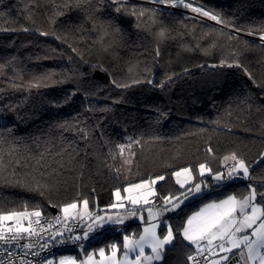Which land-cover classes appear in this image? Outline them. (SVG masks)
<instances>
[{"label": "trees", "instance_id": "trees-1", "mask_svg": "<svg viewBox=\"0 0 264 264\" xmlns=\"http://www.w3.org/2000/svg\"><path fill=\"white\" fill-rule=\"evenodd\" d=\"M191 1L241 33L264 26V0ZM163 27L175 39L161 44L154 36ZM222 60L241 66H220ZM132 64L135 76L127 72ZM168 75L172 80L158 87ZM141 76L153 84L112 83ZM263 98L264 44L180 10L132 0H0V215H51L85 199L90 209L102 207L116 189L163 175L155 186L160 206L161 197L186 190L173 171L190 167L209 192L166 215L176 239L157 263L190 264L194 248L180 234L189 214L209 200L242 197L249 184L264 192ZM233 152L253 180L199 175L201 163L224 172L222 160ZM256 202L264 207V196ZM133 228L141 229L130 222L124 232ZM111 243L122 247L121 233L91 247Z\"/></svg>", "mask_w": 264, "mask_h": 264}, {"label": "snow or ice", "instance_id": "snow-or-ice-1", "mask_svg": "<svg viewBox=\"0 0 264 264\" xmlns=\"http://www.w3.org/2000/svg\"><path fill=\"white\" fill-rule=\"evenodd\" d=\"M153 2L171 7H178L182 5L184 8L190 9L194 13H198L200 16L207 17L209 20L215 21L216 24L231 27L233 31H241L240 29H236L234 26L229 25L228 22L221 19L218 14L205 10L201 7H193L191 3H187L185 0H153ZM111 3L118 4L120 3V0H111ZM115 11L119 13L122 9L120 7H116ZM131 14L136 15L135 12H132ZM144 14V11L139 13L140 16H143ZM137 27H139V25H137ZM28 30L29 29L26 27L23 29V31ZM159 30H163L167 34L164 43L175 39V37L170 34V29L167 27H163ZM213 31L216 30L214 29ZM40 35L46 36L49 35V33L42 31L40 32ZM247 35H256L262 44H264V26L256 29H249ZM57 38L59 39V37ZM228 39L232 40L236 39V37L229 35ZM209 46L215 47V43L210 42ZM154 50L155 60L158 64L159 57L161 55L160 43L155 45ZM189 51H191V49H189ZM206 51L207 50L205 49V52ZM225 65L227 67L241 66L238 62L233 64L222 60L220 66ZM212 67H216V65H212ZM102 71L107 70L102 69ZM142 71H147V69H142ZM171 80L172 76L168 75L165 80L161 81L158 87L163 88L165 84ZM144 82H147L150 85L153 84L152 79H147L145 81L143 76L127 80L123 83H118L115 78H112V83L118 88H129L132 85H138ZM60 83H63V81H60ZM32 86L39 87L40 85L34 84ZM74 94L75 93H73V95ZM101 110L107 111V109ZM60 127L70 130V126L68 124H61ZM137 143H139V141H137ZM119 147L121 153H123L125 146L120 145ZM207 151L212 153L211 147H209ZM261 159L264 160V154L261 155ZM224 160H231L233 162L226 174L223 172L213 173L212 169L206 163H201L198 168L199 175L203 177L207 173L217 182L233 179H254L250 173V166L235 152L229 156H225ZM0 164H2V160H0ZM172 175L176 177V183L179 184L181 188H186V190L181 193L180 196L168 195L161 197L160 199L162 203L160 206L147 207V222L146 226L143 228V233L139 235L138 239L127 235L124 236L123 248L125 251L124 259L122 261L115 259L118 251L117 245H110L112 256L108 259L112 261V264H152L153 261H159L162 259L165 246L171 245L176 239V234L174 233L172 226L162 220V217L165 213L173 212L179 209L184 203V200L188 199L189 194L195 195L200 193L202 191V182H194L193 170L190 167H185L179 171H175ZM164 179L165 177L161 175L147 181L130 184L128 187L123 189V191L127 193V196H122L121 191L117 189L114 193L117 202L112 204L111 207L114 209H123L126 207L124 203L126 200L128 204L132 205V208L127 210V215H117L115 217L111 215H95L88 211V201L86 199L82 201L83 211L78 210L79 206L76 202L63 205L60 208V211L63 213L65 221L90 220L91 223L87 225V228L83 231L82 235L71 234L73 233V228L66 224L65 228L70 233L69 236L64 237V232L61 231L53 233L51 238L56 240L57 237H64L63 239L57 240V243L63 244L71 242L75 244L81 240H88L89 234L94 232L97 227L103 228L105 224L122 225L129 217L137 216L138 212L144 211L145 209L143 206L154 204V200L152 198L157 196V192L153 186ZM186 185L190 186L186 187ZM203 186L207 187V185ZM247 187L249 191L242 198L230 195L226 199L219 202L206 204L198 212L187 218L180 234L182 235L183 240L193 245L196 250L195 255L188 256V260L192 261L193 264H196V257L205 251V248L201 246L204 242H206L208 246L207 250L210 253L216 248H218L220 252L226 254H231L234 249H239L237 254L240 257L242 264H257V262L258 264H264V207L255 203L257 195L264 196V192L257 193L256 186L253 184H249ZM181 197H183V199ZM33 216L39 218L41 216V212L36 210L31 213L25 211L20 213L13 212L8 215H0V240L7 242L2 222L8 220H16L15 234L11 237L12 239L19 238L22 233H27L29 236L35 234L32 227L33 222L30 220V217ZM25 218L29 219L27 226H24L22 223V220ZM56 219L59 221L60 218L57 217ZM139 219L144 221L145 218L143 215H139ZM35 223L39 224L40 220L37 219ZM161 224H164L166 227V231L163 233H159L157 231L161 227ZM249 229L251 230L250 233L248 232ZM6 231L13 232V228L9 227ZM215 241H219L220 243L215 244ZM26 247L30 248L31 245H26ZM80 247H83V245H80ZM146 247L151 249L150 255L145 254ZM129 253H136L135 258L131 259L129 257ZM98 254L101 257L100 262L94 261L93 255L88 254L87 258L84 261H81L80 264H102V261L105 259V249L100 248ZM221 259L227 261L229 259V255H224ZM44 264H54V262L49 259L46 260ZM58 264H77V260L70 256L61 257ZM213 264H218V262H213Z\"/></svg>", "mask_w": 264, "mask_h": 264}, {"label": "built area", "instance_id": "built-area-1", "mask_svg": "<svg viewBox=\"0 0 264 264\" xmlns=\"http://www.w3.org/2000/svg\"><path fill=\"white\" fill-rule=\"evenodd\" d=\"M34 210L27 211L29 213ZM94 214V211L91 210ZM59 217V221L56 219ZM39 219L40 223L36 224L35 221ZM33 222L32 227L35 234L29 236L27 233L20 234L19 238L12 239L11 237L15 234L13 232L4 231V235L7 238V242L0 240V264H44V262L53 256H56L65 252L80 251L104 236H114L119 232H123L126 229L125 225H112L104 228H96L94 232L89 234L88 240H81L75 244L71 242L57 243V240L63 239L70 235L66 230L65 225H69L73 228V233L82 235L86 229L85 221H65L63 213L60 210H56L55 214L45 215L41 213L39 218L30 217ZM29 219L25 218L24 226H27ZM43 229V230H42ZM64 232V237H57L53 240L51 237L53 233ZM31 245V247H26ZM46 245V246H45ZM83 245V247H80ZM205 248V251L196 257V264H210V255L207 251L205 244L201 245ZM196 250L192 251L190 255H195ZM193 264L192 261H189Z\"/></svg>", "mask_w": 264, "mask_h": 264}, {"label": "rangeland", "instance_id": "rangeland-1", "mask_svg": "<svg viewBox=\"0 0 264 264\" xmlns=\"http://www.w3.org/2000/svg\"><path fill=\"white\" fill-rule=\"evenodd\" d=\"M132 1H138V2H142V3H146V4H152V5H156V6H160V7H166V8H173V9H176V10H180V11H182L183 13H185V14H187V15H191V16H193V17H196V18H199V19H202V20H204V21H209V22H212L213 24H215V25H217V26H220V27H222V28H224V29H226L227 31H229V32H231V33H235V34H240L241 36H245V37H248V38H251V39H255L256 41H259V42H261L259 39H258V37L256 36V35H252V36H249V35H247V34H244V33H241V32H237V31H233L232 29H227V28H225V27H223V25H220V24H216L215 23V21H212V20H209L207 17H203V16H200L198 13H194V12H192L190 9H186V8H184L182 5H180V6H178V7H171V6H165V5H161V4H158V3H155V2H153V0H132ZM185 2H187V3H191L192 4V6L193 7H201V6H199V5H195L191 0H185ZM201 8H203V7H201ZM203 9H205V10H207L206 8H203ZM229 156V155H228ZM222 163H223V165H227L226 166V170L223 172V173H227L228 172V169L231 167V165H232V161L231 160H228V161H225L224 160V158H223V160H222ZM181 169H183V168H179V169H177V170H175V171H179V170H181ZM175 171H173V173L175 172ZM172 173V174H173ZM172 177H173V179H174V181H175V183H176V177H174L173 175H172ZM193 177H194V175H193ZM153 178H155V177H151V178H148L147 180H150V179H153ZM183 179V178H182ZM147 180H142V181H147ZM195 180V179H194ZM214 180V179H213ZM142 181H139V182H135V183H140V182H142ZM215 181V180H214ZM200 182H202V181H197V183H200ZM215 183V182H214ZM131 184H134V183H131ZM177 184V183H176ZM130 184H128V185H126V186H124L123 188H118L120 191H121V195L122 196H127V193H125L124 191H123V189L125 188V187H128ZM178 186H179V184H177ZM203 185H207V187H204ZM155 186H156V184L153 186L154 187V189L156 190V188H155ZM188 186H190V185H186V187H188ZM209 184H208V182L207 181H203L202 182V191L200 192V193H198V194H195V195H193V194H189V197H188V199H186V200H184V203L180 206V208L185 204V202H187L188 200H190V199H193V198H196V197H198V196H200V195H202V194H206V193H208L209 192ZM180 187V186H179ZM181 188V187H180ZM184 189V188H183ZM117 190V189H116ZM115 190V191H116ZM115 191H114V193H115ZM153 200H154V204L153 205H148V206H143L144 207V211H142V212H138V215L137 216H133V217H130V218H128V219H126L125 220V222L122 224V225H128V224H130L129 222L131 221V223H138L139 222V225H140V228L141 229H139V230H136L135 228H133L130 232H119L118 234H120L121 233V235H122V247H120L119 246V244H117V243H111V244H109V249H105V259L102 261V264H112V261L110 260V259H108V258H110L111 256H112V250H111V248H110V245H112V244H115V245H117V248H118V251H117V253H116V260H118V261H122L123 259H124V251H125V249L123 248V244H124V236L125 235H127V236H131V237H133V238H135V239H138L139 238V235L140 234H142L143 233V228L146 226V222L147 221H145L146 219H147V211H146V208L147 207H152V206H155V197H153L152 198ZM182 199H183V197H182ZM117 201H116V197H115V195H114V198H113V201L110 203V204H108V205H106V206H102V207H95V208H93V209H90L89 208V206H88V211L89 212H91V210H93L94 211V214L95 215H104V216H109V215H111V216H113V217H115V216H117V215H127V210L128 209H130V208H132V205H130V204H128V202L125 200L124 201V203H125V205H126V207L125 208H123V209H121V208H112L111 207V205L112 204H114V203H116ZM77 203V202H76ZM78 210L79 211H83L84 209H83V204H82V201L81 202H79L78 203ZM158 206V205H157ZM179 208V209H180ZM178 210V209H177ZM22 212H25V211H22ZM17 213H20V212H17ZM169 213V212H168ZM168 213H165V215L164 216H166V215H168ZM8 214H10V213H4V214H1V215H8ZM139 215H143L144 216V218H146V219H144V221H141L140 219H139ZM134 217H138V221L137 222H133V219L132 218H134ZM24 220L25 219H23L22 220V223L24 222ZM89 223H91V221L90 220H86V224H85V227L87 228V225L89 224ZM168 224V223H167ZM107 225H109V224H105L104 225V227H106ZM125 225V226H126ZM2 226H3V228L6 230L7 228H9V227H12L13 229H15V227H16V220H8V221H3L2 222ZM103 227V228H104ZM163 226H162V224H161V227L157 230L159 233H161L160 232V230H161V228H162ZM165 227V226H164ZM163 227V228H164ZM97 228H99V227H97ZM166 231V228L163 230V232H165ZM162 232V233H163ZM103 238V237H102ZM101 239V238H100ZM119 240V239H118ZM167 246H170V245H167ZM90 247V248H89ZM100 248H102V247H91V245L90 246H88V247H86V248H84V249H81L80 251H72V252H65V253H61V254H58V255H56V256H53V257H50V258H48L47 260H49V259H51V260H53V262H54V264H58V262H59V260H60V258L61 257H74L76 260H77V264H80V262L81 261H84L86 258H87V255L88 254H92L93 255V260L94 261H96V262H100L101 261V257L99 256V254H98V252H99V249ZM145 254L146 255H150L151 254V249L150 248H145ZM135 255H136V253H129V257L131 258V259H134L135 258ZM153 262H155V261H153ZM152 262V263H153Z\"/></svg>", "mask_w": 264, "mask_h": 264}, {"label": "crops", "instance_id": "crops-1", "mask_svg": "<svg viewBox=\"0 0 264 264\" xmlns=\"http://www.w3.org/2000/svg\"><path fill=\"white\" fill-rule=\"evenodd\" d=\"M246 195V194H245ZM228 196H230V195H228ZM228 196H225V197H223V198H220V199H218V200H209V201H206V202H204L203 204H201L195 211H193L191 214H189L188 216H187V218L189 217V216H191V215H193L194 213H196V212H198L201 208H203L206 204H209V203H212V202H219V201H221V200H224V199H226ZM243 197V196H242ZM242 197H237V198H242ZM255 203H257L256 201H255ZM258 204V203H257ZM258 205H260V204H258ZM155 206H157L156 204H155ZM261 206V205H260ZM176 211V210H175ZM175 211H173V212H169L168 214H172V213H174ZM130 218V217H129ZM165 218H166V216H163L162 217V220H164L165 221ZM187 218H186V220H185V222H184V225H185V223H186V221H187ZM133 219V222H137L138 220V217H134V218H132ZM146 219V218H145ZM145 221H147V219L145 220ZM131 222V221H130ZM129 222V223H130ZM139 223V222H138ZM258 223H259V221H258ZM23 225H24V222H23ZM109 225H114V224H109ZM126 225V224H125ZM184 225H183V227H184ZM183 227H182V229H183ZM181 229V230H182ZM248 232L250 233L251 232V230L249 229L248 230ZM181 237H182V235H181ZM182 239H183V237H182ZM184 242L186 243V244H188L190 247H192V248H194V246L193 245H191V244H189L187 241H185L184 240ZM215 244H218V243H220L219 241H215L214 242ZM202 244H205L206 246H207V244H206V242H204V243H202ZM166 247H168V246H165V248ZM207 248H208V246H207ZM208 251V250H207ZM239 252V249H234L233 250V253H231V254H226V253H223V252H220L219 251V249L218 248H216V249H214L211 253L208 251V253H209V255H210V263L211 264H213V262H218V264H242V262H241V260H240V257H239V255L237 254ZM224 255H229V259L227 260V261H224V260H222L221 259V257H223ZM162 260V259H161ZM161 260H159V261H155V262H153L152 264H157V263H159ZM257 264H258V262H257Z\"/></svg>", "mask_w": 264, "mask_h": 264}, {"label": "clouds", "instance_id": "clouds-1", "mask_svg": "<svg viewBox=\"0 0 264 264\" xmlns=\"http://www.w3.org/2000/svg\"><path fill=\"white\" fill-rule=\"evenodd\" d=\"M166 32H164L163 30H158L156 33H155V36L154 38L156 40H158L161 44L164 43V40H165V37H166ZM137 69H138V64H132V65H129L128 68H127V72L128 74L132 75V76H135L137 74Z\"/></svg>", "mask_w": 264, "mask_h": 264}, {"label": "water", "instance_id": "water-1", "mask_svg": "<svg viewBox=\"0 0 264 264\" xmlns=\"http://www.w3.org/2000/svg\"><path fill=\"white\" fill-rule=\"evenodd\" d=\"M95 76H96L97 78H102V77H103V73L100 72V71H97V72L95 73ZM262 101H263V103H264V98L262 99ZM55 213H56V209L52 208V209H51V214H55Z\"/></svg>", "mask_w": 264, "mask_h": 264}]
</instances>
